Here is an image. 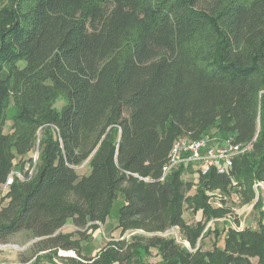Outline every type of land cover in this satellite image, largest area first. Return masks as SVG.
Masks as SVG:
<instances>
[{"label":"trees","instance_id":"1","mask_svg":"<svg viewBox=\"0 0 264 264\" xmlns=\"http://www.w3.org/2000/svg\"><path fill=\"white\" fill-rule=\"evenodd\" d=\"M229 136L251 147L227 172L182 163L160 180L176 139ZM257 181L264 0H0V242L40 238L38 264H264L263 213L219 229L229 209L207 193L237 189L246 205ZM120 195L118 226L137 232L84 254L75 235ZM210 220L214 246L197 248ZM69 221L78 229L62 231ZM175 226L193 250L159 235Z\"/></svg>","mask_w":264,"mask_h":264},{"label":"rangeland","instance_id":"2","mask_svg":"<svg viewBox=\"0 0 264 264\" xmlns=\"http://www.w3.org/2000/svg\"><path fill=\"white\" fill-rule=\"evenodd\" d=\"M62 104L63 102L58 103L59 108L62 107ZM13 111L14 108L11 107L9 109V120L12 119ZM10 123L11 121H9V124ZM5 130L7 132L10 131L9 127H6ZM36 158L37 155H35V159ZM28 166L29 164H26L25 168H28ZM13 173H17L20 177L25 178L22 172H20V163L16 165ZM196 176V174H190L186 178L188 180H194L196 179ZM254 188L256 191V197L251 203L246 205L241 203V198L237 189H232L230 193H225L220 189H216L214 191L209 190L207 192L208 195L214 197L212 199L213 205L224 206L229 209V212L226 214V216L216 219L219 229L223 228L225 222H228L237 232L249 225L254 228L258 227V222L262 213L264 219V206L262 210H260L255 205L258 204L259 200L264 199V182H255ZM123 201V197L120 195L115 200L111 213L105 221H95L93 222L95 223V227L89 225L88 227L81 228V232L83 231V233H77L75 235V238H80L84 254L95 255L100 249L110 246L113 241L129 238L133 233L137 232H131L130 230L122 232L121 228L118 226L119 210L123 204ZM185 217L187 222L193 227H196V224L200 219L204 220L200 213H193V211L189 208H187L185 211ZM212 222L213 220L208 221L206 228L198 238L197 248L200 247L203 250H209L213 248L215 241L214 233L207 234L209 233L207 232L208 227ZM77 229L78 228L72 223V221H69L62 227V231L64 232H71ZM159 235L163 237H174L178 243L183 244L187 248L193 250L190 242L184 238L183 232L179 227L170 228L166 231L160 232ZM39 240L40 238L38 237H31L28 233L20 232L12 236L7 242H0V264H38L36 263L38 261L37 256L39 254L45 253V251L39 253L35 252V243ZM223 244L224 243L222 242V245ZM73 252L58 250V255L75 256V252L74 254ZM152 253L153 255L150 257V259L153 261L158 260L159 255L157 254V250L155 248H152ZM252 260L254 264H257V258H253ZM40 264L50 263L46 260H43Z\"/></svg>","mask_w":264,"mask_h":264},{"label":"built area","instance_id":"3","mask_svg":"<svg viewBox=\"0 0 264 264\" xmlns=\"http://www.w3.org/2000/svg\"><path fill=\"white\" fill-rule=\"evenodd\" d=\"M250 147L251 143L244 144L237 141L233 136L215 141L209 137L199 139L178 138L171 147L160 180H164L174 168L182 163H197L203 173L208 172L211 167H216L219 173H225L232 167L234 157L246 153ZM11 177L12 175L2 186V189H5L13 181Z\"/></svg>","mask_w":264,"mask_h":264}]
</instances>
